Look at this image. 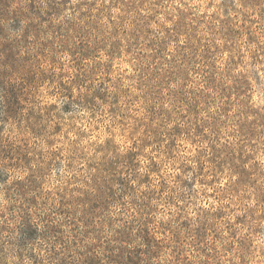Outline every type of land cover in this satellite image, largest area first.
Returning a JSON list of instances; mask_svg holds the SVG:
<instances>
[{
	"label": "clouds",
	"instance_id": "clouds-1",
	"mask_svg": "<svg viewBox=\"0 0 264 264\" xmlns=\"http://www.w3.org/2000/svg\"><path fill=\"white\" fill-rule=\"evenodd\" d=\"M0 264H264V0H0Z\"/></svg>",
	"mask_w": 264,
	"mask_h": 264
}]
</instances>
